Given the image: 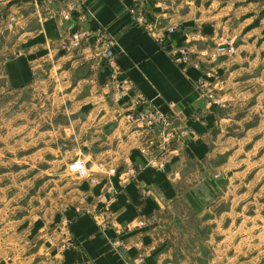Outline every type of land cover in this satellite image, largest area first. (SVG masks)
Listing matches in <instances>:
<instances>
[{
	"label": "crops",
	"instance_id": "crops-1",
	"mask_svg": "<svg viewBox=\"0 0 264 264\" xmlns=\"http://www.w3.org/2000/svg\"><path fill=\"white\" fill-rule=\"evenodd\" d=\"M10 3L16 22L0 26V83L31 99L15 112L22 132L15 156L38 164L48 196L63 195L47 208L49 221H38L25 257L31 264H201L204 229L220 218L203 217L207 185L215 174L233 175L215 158L231 149L227 132L241 123L236 107L247 105L242 61L213 57L210 48L230 35L233 20L261 11L262 0H82L91 13L80 25L90 36L79 50L67 46L76 25L61 18L62 2L0 0V12ZM100 29L114 41L115 61L99 54ZM8 31L17 36L9 58ZM175 46L187 47L189 62L174 59ZM138 94L168 115L172 139L129 122L143 107ZM77 158L86 164L79 174L68 168Z\"/></svg>",
	"mask_w": 264,
	"mask_h": 264
},
{
	"label": "rangeland",
	"instance_id": "rangeland-1",
	"mask_svg": "<svg viewBox=\"0 0 264 264\" xmlns=\"http://www.w3.org/2000/svg\"><path fill=\"white\" fill-rule=\"evenodd\" d=\"M12 6L10 3L6 11L0 12L4 17L0 26L14 28L16 16ZM262 8L233 20L230 35L209 46L214 54L218 46L231 43L232 53L215 57L242 61L238 75L246 76L247 105L236 107L234 116L241 117V123L233 122L227 132L232 140L231 149L215 158L216 166L225 163L224 169L230 168L233 175L222 180L221 174H215V181L207 185L208 211L204 210L203 217L213 214L220 218L208 222L204 229L207 240H203L205 255L201 264H264V0ZM9 32L5 35L7 58L17 51V36ZM3 40L2 37V43ZM0 84V264H31L30 258L25 257L30 253L29 237L36 233L40 219L44 223L49 221L53 211L48 212L47 208H53L55 199L63 200V195L48 196L46 178L38 177V164L15 156L22 150V132L16 131L15 112L20 111L21 101L23 107L31 105L30 94L22 98L9 86L3 88ZM39 166L46 167V163ZM64 181L68 183L66 178ZM64 223L59 226L61 233ZM42 234H47V229ZM60 248L66 249L63 239ZM36 262L45 264L46 259Z\"/></svg>",
	"mask_w": 264,
	"mask_h": 264
},
{
	"label": "built area",
	"instance_id": "built-area-1",
	"mask_svg": "<svg viewBox=\"0 0 264 264\" xmlns=\"http://www.w3.org/2000/svg\"><path fill=\"white\" fill-rule=\"evenodd\" d=\"M37 1V0H35ZM47 1H54V0H47ZM59 2L63 3V6L59 9L60 16L65 21H71L75 19V28L70 34L69 42L67 44L68 47L72 49L79 50L82 48V46L85 44V42L88 40L90 36V32L88 30H85L80 25V22L82 20L90 18L89 13H91L89 10L82 9L83 3L82 0H58ZM81 8V13L75 17V11ZM138 7L133 6L129 9V12L131 15H134L137 13ZM174 29L170 28L169 31L172 32ZM99 38L102 40V42L105 44V47L102 48V50L99 51V54L107 58L111 61H115V52L113 49L114 41L112 38H109L107 32L105 30L100 29L97 31ZM157 36L160 38V40H165V35L158 32ZM66 46V47H67ZM233 52V47L231 43L226 42L225 46H218L217 47V53H212V56L215 57L216 54H230ZM172 56L176 61H181L183 63H187L190 61V52L187 49L186 46H175L171 49ZM138 100L143 104L142 109L136 110L135 112H131L127 115L129 122L136 123L139 127L150 130V131H157V133L163 135V139L170 140L173 138L175 133L173 131L168 130V126L170 125V120L168 118V115L162 112L160 109L154 107L152 104H150L147 100H145L144 96L142 94H138ZM212 98V95H210ZM216 102V100H215ZM142 152H145L144 148H141ZM177 149H174V152H176ZM156 168L163 169L165 167V163L163 161H159L156 163V161L151 162ZM70 170L74 172H82L86 169V164L83 162V160H76L75 162L70 164ZM99 170L100 171H106L107 173H114L116 171L113 167H107L104 164H99ZM137 227L144 226L143 221H139ZM135 227L132 223H129L127 225V229L130 230L131 228ZM68 245H70V241H68Z\"/></svg>",
	"mask_w": 264,
	"mask_h": 264
}]
</instances>
